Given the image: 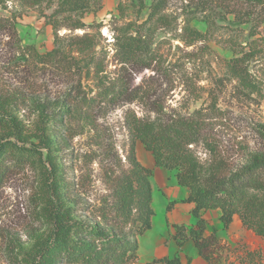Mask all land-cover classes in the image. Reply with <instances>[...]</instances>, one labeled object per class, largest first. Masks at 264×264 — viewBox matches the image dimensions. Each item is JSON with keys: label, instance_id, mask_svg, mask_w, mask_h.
I'll return each mask as SVG.
<instances>
[{"label": "rangeland", "instance_id": "1", "mask_svg": "<svg viewBox=\"0 0 264 264\" xmlns=\"http://www.w3.org/2000/svg\"><path fill=\"white\" fill-rule=\"evenodd\" d=\"M74 2L0 0V111L16 116L27 135L45 129L60 184L69 187L66 206L74 220L109 226L120 179L130 174L136 184L124 124L133 113L150 116L154 125L167 117L206 113L215 151L203 143L193 146L201 190L215 154L241 164L248 152L260 148L264 23H241L222 5L202 8L191 0H101L100 8L82 17L69 10ZM79 20L82 25L75 27ZM243 54L236 75L231 60ZM141 81L156 94L125 103L106 101L121 84L130 90ZM153 100L164 118L148 110ZM45 155L43 150L46 162ZM43 170L41 162L25 161L0 179V264H23L51 230ZM246 193L264 200L262 191ZM156 202L151 228L132 237L136 259L116 264H161L152 260L174 253L166 234L167 212ZM131 207L133 219L135 201ZM211 210L213 222L218 209ZM215 231L220 243L209 261L189 242L180 249L181 264H264V236L243 226L239 211L227 229ZM47 264L91 263L55 258Z\"/></svg>", "mask_w": 264, "mask_h": 264}, {"label": "trees", "instance_id": "2", "mask_svg": "<svg viewBox=\"0 0 264 264\" xmlns=\"http://www.w3.org/2000/svg\"><path fill=\"white\" fill-rule=\"evenodd\" d=\"M30 1L35 3L38 0ZM100 1L75 0L74 6L69 7V10H75L77 15L82 17L84 13L100 8ZM191 1L202 8H208L213 4L222 5L241 23H264V0ZM81 25L80 20L74 21L75 27ZM246 55L232 58L233 64L230 68L236 75H239L240 70L237 63ZM145 67L149 66L144 65ZM154 94L156 89L143 85L141 81L130 90L128 86L121 84L119 90L106 101L132 102L149 99ZM162 109L155 100L150 102L148 108L158 119L164 118L161 115ZM205 114L203 111H197L195 115L189 117H167L159 125H154L148 115L137 117L133 113L132 117L126 116L124 124L130 134L127 159L136 178V184L133 185L130 174L120 179L115 191L117 199L115 220L109 226H101L78 222L72 217L71 208L66 206L69 187L67 184H60L56 174L57 166L51 160L50 139L45 129L38 128L27 135L16 116L0 111V179L5 170L23 165L25 161L30 163L39 161L44 169L42 185L46 206L44 209L51 223V230L44 240L32 246L21 262L47 264L55 258H60L71 262L83 260L91 264H116L118 261L136 259L137 242L132 237L150 229L155 214L150 179L152 169L137 159L135 153L137 141L152 154L156 166L169 171L177 169L174 171L177 183L187 189L186 197L180 202L193 203L190 214L196 219L192 226L184 223L173 224L175 232L172 238L178 249L171 256L153 259L152 263L181 264L180 249L188 240H192L197 254L209 261L220 243L215 231L206 234V219L202 214L209 209L219 210V220L223 229L229 227L233 215L239 211L242 225L264 236V200L246 193L248 190L264 192V125L260 124L257 128L262 139L261 146L248 152L246 162L230 164L214 155L216 159H212L209 172L203 178L205 190H201L199 186L201 178L198 175L201 166L193 146L203 143L211 151H215L210 140L211 126H208L210 123ZM43 150H46V162L43 161ZM133 201L136 203L137 216L131 219ZM176 202L178 201H169L165 211L169 212ZM166 224L168 225V221Z\"/></svg>", "mask_w": 264, "mask_h": 264}, {"label": "crops", "instance_id": "3", "mask_svg": "<svg viewBox=\"0 0 264 264\" xmlns=\"http://www.w3.org/2000/svg\"><path fill=\"white\" fill-rule=\"evenodd\" d=\"M143 145L137 141L136 142V155L139 161L143 162L142 164L152 169V176H151V184H152V192L153 196L156 194L157 199L155 196H152V201H157L156 203L159 204L160 208H166V205L171 200H177L172 209L167 212V219L168 225L166 224V234L169 236L170 239V247H176L175 251L178 249L175 240L172 238V234L175 232L173 228V224H180L184 223L189 226H192L195 223V217L190 214V210L193 207V203L190 202H180V200L187 195V189L184 186H181L177 183V179L175 177L174 171H169L163 167H158L155 165L154 158L152 154L147 153L143 150ZM140 154L145 156V159L140 158ZM212 210H206L203 212V216L206 219V234L219 229L221 222L219 220V210H216L215 216L213 218V222L210 220L211 214H209ZM215 211V210H214ZM217 235V232L215 231ZM218 237V236H217ZM192 243V240H188L185 243ZM184 243V244H185ZM194 245V244H193ZM182 248V247H181ZM174 251V252H175ZM197 252V251H196ZM182 262V258H181Z\"/></svg>", "mask_w": 264, "mask_h": 264}, {"label": "bare ground", "instance_id": "4", "mask_svg": "<svg viewBox=\"0 0 264 264\" xmlns=\"http://www.w3.org/2000/svg\"><path fill=\"white\" fill-rule=\"evenodd\" d=\"M150 242V241H149Z\"/></svg>", "mask_w": 264, "mask_h": 264}]
</instances>
